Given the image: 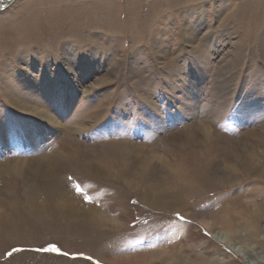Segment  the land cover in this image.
Wrapping results in <instances>:
<instances>
[{
  "label": "rangeland",
  "instance_id": "obj_1",
  "mask_svg": "<svg viewBox=\"0 0 264 264\" xmlns=\"http://www.w3.org/2000/svg\"><path fill=\"white\" fill-rule=\"evenodd\" d=\"M6 1L0 264H264V0Z\"/></svg>",
  "mask_w": 264,
  "mask_h": 264
},
{
  "label": "bare ground",
  "instance_id": "obj_2",
  "mask_svg": "<svg viewBox=\"0 0 264 264\" xmlns=\"http://www.w3.org/2000/svg\"><path fill=\"white\" fill-rule=\"evenodd\" d=\"M42 112V111H41ZM46 114V113H45ZM49 119V118H48ZM196 126V125H195ZM204 129V128H203ZM252 131V130H251ZM254 131V130H253ZM205 132V131H204ZM257 132V131H256ZM208 133V134H207ZM206 136H209L210 134H209V132H206ZM195 135V134H194ZM193 135V136H194ZM196 135H197V133H196ZM217 135V134H216ZM244 135V134H243ZM190 138V137H189ZM251 138V137H250ZM198 139V138H197ZM196 139V140H197ZM253 140V139H252ZM261 140V139H260ZM236 142V141H235ZM227 144V143H226ZM189 146V145H188ZM197 146V145H196ZM227 147V146H226ZM239 147V146H238ZM188 149V148H187ZM208 149V148H207ZM130 151V150H129ZM153 154V153H152ZM151 156V155H150ZM183 156V155H182ZM53 156H46L45 158L44 157H42V159H38V160H40V161H38L39 162V164H40V162H41V160H42V162H41V164H43V163H45V164H49V162L48 161H46V162H43V161H45V160H48V159H51ZM44 158V159H43ZM194 158V157H193ZM16 161V160H15ZM21 161V160H20ZM62 161V160H61ZM248 163V162H247ZM36 164V163H35ZM35 164H34V167H35ZM41 164H40V166H39V168L41 167ZM250 164V163H249ZM44 165V164H43ZM42 165V166H43ZM46 166V165H45ZM61 166V165H60ZM38 168V167H37ZM55 169L56 168H58V167H54ZM32 169H36V167L35 168H32ZM20 170H21V167L19 166V164L17 163V164H15V166L13 167V171H19L20 172ZM47 170V169H46ZM39 171V170H38ZM48 171H49V169H48ZM57 172H59L58 170H56ZM33 173L34 172H37V171H32ZM56 172V173H57ZM39 173V172H38ZM52 173V172H51ZM60 173V172H59ZM189 173H191V172H189ZM27 174V173H26ZM29 174V173H28ZM53 174V173H52ZM62 174V173H61ZM60 174V175H61ZM32 175V174H31ZM43 175V174H42ZM58 176V175H57ZM32 177V176H31ZM30 176H29V178H31ZM60 177V176H59ZM62 177V176H61ZM62 179V178H61ZM187 179L189 180V181H191L192 182V180L190 179V177L189 176H187ZM30 181V180H29ZM63 183L65 182V184H63V185H68V183L66 182V180L64 179V180H61ZM32 182V181H31ZM61 182V183H62ZM190 183V182H189ZM38 184V183H37ZM193 184V183H192ZM196 184V183H195ZM54 185V184H53ZM193 187V190H187L186 188L185 189H183V188H180V190H178V195H175V196H179L180 194H182V192H185V191H187V192H193V193H195L196 192V190H195V188H194V185H192ZM66 188L68 189V187L66 186ZM197 188V187H196ZM64 190V192H65V194H63L64 196V198H65V200H64V205L66 204V206H72V207H74L75 206V204H77V205H82V203H81V201H80V199H78L72 192H68L69 191V189L66 191L65 189H63ZM61 191V193H62V189L60 190ZM173 192V191H172ZM58 193H60V192H58ZM60 193V194H61ZM200 193V192H199ZM192 195V194H191ZM196 195V194H195ZM37 197V196H36ZM195 197H198V195H196ZM74 199H76L77 201L75 202V200ZM79 200V201H78ZM63 205V206H64ZM90 206V205H89ZM78 207V206H77ZM87 207V206H86ZM94 207V206H93ZM183 207V206H182ZM50 210V209H49ZM83 210H85V209H83ZM82 210V211H83ZM262 210H264V209H262ZM51 211V210H50ZM89 211V210H88ZM96 212V211H95ZM102 214V216H103V213H101ZM101 216V217H102ZM97 219V218H96ZM109 219H111V218H109ZM213 219V218H212ZM202 221V224H204L207 228H209L211 231H213V227L215 226V221L214 220H210V218H209V220L208 221H205V220H201ZM93 222V221H92ZM97 222V221H96ZM103 222V221H102ZM75 223V222H74ZM91 223V222H90ZM98 225V224H97ZM228 225V224H227ZM93 227V226H92ZM228 227L229 228H231V231H233V228H232V226L231 225H228ZM99 231V230H98ZM228 231H230V230H228ZM215 235H217V234H215ZM223 237V236H222ZM165 238L166 237H164V236H162L161 237V239H164L165 240ZM226 239V238H225ZM225 239H223L224 241H225ZM221 241H222V239H220ZM227 240V239H226ZM223 241V242H224ZM228 242H229V240H228ZM228 242H227V244H228ZM164 247V246H163ZM164 248H166V249H169L170 247L169 246H165ZM171 248H172V246H171ZM172 250V249H171ZM174 250V249H173ZM142 252V251H141ZM160 252H161V250H160ZM163 252V251H162ZM165 252H166V250H165ZM155 254H150V256H147V258H145V257H143V255H141V254H133V256L131 255V256H127V257H122V258H120V261H116V262H120V263H124V262H127V264H131V263H135V264H152V263H154V261H159L160 262V264H177V263H179V261L177 260V258L176 257H174V255H170L171 257H163L162 258V256H164V255H160V256H157L156 254H157V252L155 251L154 252ZM168 254V253H167ZM242 254V253H241ZM244 255V254H243ZM146 256V255H145ZM245 256V255H244ZM264 259V258H263ZM115 260V259H114ZM119 260V259H118ZM246 260V259H245ZM133 263V264H134ZM246 263H248V264H252V263H250L248 260H247V262ZM210 264H216L215 262L214 263H210ZM218 264V263H217Z\"/></svg>",
  "mask_w": 264,
  "mask_h": 264
},
{
  "label": "water",
  "instance_id": "obj_3",
  "mask_svg": "<svg viewBox=\"0 0 264 264\" xmlns=\"http://www.w3.org/2000/svg\"><path fill=\"white\" fill-rule=\"evenodd\" d=\"M8 1H9V0H7L6 3H7ZM4 3H5V1H4Z\"/></svg>",
  "mask_w": 264,
  "mask_h": 264
},
{
  "label": "snow or ice",
  "instance_id": "obj_4",
  "mask_svg": "<svg viewBox=\"0 0 264 264\" xmlns=\"http://www.w3.org/2000/svg\"><path fill=\"white\" fill-rule=\"evenodd\" d=\"M54 250V249H53Z\"/></svg>",
  "mask_w": 264,
  "mask_h": 264
}]
</instances>
